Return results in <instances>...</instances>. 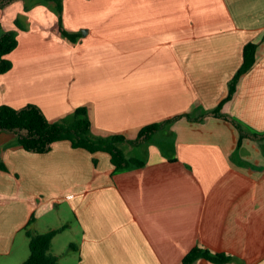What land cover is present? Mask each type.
<instances>
[{"label": "crops", "instance_id": "0c3cea01", "mask_svg": "<svg viewBox=\"0 0 264 264\" xmlns=\"http://www.w3.org/2000/svg\"><path fill=\"white\" fill-rule=\"evenodd\" d=\"M43 2L0 8L18 36L0 104L34 103L51 120L86 105L93 133L129 138L184 115L142 145L144 165L116 172L106 151L59 140L31 152L0 132V264L28 257L32 215L37 233L63 227L56 264H182L196 244L233 258L193 264H264V137L239 142L208 113L255 41L256 61L221 110L264 132V0H63V26L81 35L73 44L53 33L55 3Z\"/></svg>", "mask_w": 264, "mask_h": 264}, {"label": "trees", "instance_id": "16d2710c", "mask_svg": "<svg viewBox=\"0 0 264 264\" xmlns=\"http://www.w3.org/2000/svg\"><path fill=\"white\" fill-rule=\"evenodd\" d=\"M15 0H0V8ZM55 3L57 13L56 31L68 41L75 43L80 35L79 31H70L63 26L62 10L63 0H43ZM26 9L29 6H25ZM15 24L25 29L26 26L15 18ZM1 26V25H0ZM18 45V36L15 29L0 32V73L8 71L12 67V60L6 55ZM257 42L249 41L243 46V59L240 67L228 83V93L217 106L208 111L209 114L223 118L232 123L239 132V142L243 137L253 139L264 137V132L252 130L241 120L230 114L222 112L224 102L230 100L237 88L240 76L248 71L256 61ZM184 114H177L162 121H153L140 127L134 138L127 137L124 133H111L96 135L92 132L91 120L86 105H78L71 112L57 120L49 119L40 106L27 103L22 107H13L9 104H0V132H12L17 136L18 144L27 151L46 152L52 144L59 140H69L74 148H84L90 152L99 150L106 151L110 155V161L114 165L113 171H122L142 166L146 162L144 158L132 152H126L124 144L140 147L147 144L151 137L171 123L174 119ZM188 118L189 115H186ZM249 128V130L246 129ZM94 162L95 159H94ZM0 169L6 170V164L0 160ZM32 215L26 224V233L29 237V255L20 264H56L59 256L50 252L51 242L54 235L63 227L53 228L43 233L34 232L28 226L33 222ZM205 258L211 262L224 263L232 260V256L225 252H213L198 244L194 245L183 257L182 264H193L197 259Z\"/></svg>", "mask_w": 264, "mask_h": 264}, {"label": "rangeland", "instance_id": "374dc122", "mask_svg": "<svg viewBox=\"0 0 264 264\" xmlns=\"http://www.w3.org/2000/svg\"><path fill=\"white\" fill-rule=\"evenodd\" d=\"M43 1V0H42ZM46 1H44L43 2V5H45V6H47L48 7V2L47 3H45ZM6 16H10L8 13L6 14ZM16 17H18V14L17 15H15V17H14V19L12 20L13 21V23L15 22V18ZM20 17V21L23 23V25H25L26 26V28L24 29V30H27L28 29V24L25 22V18H24V16H19ZM25 22V23H24ZM16 25V24H15ZM16 27H18L17 25H16ZM11 28V27H10ZM19 28V27H18ZM3 30H5L2 26H0V32H2ZM16 30V29H15ZM17 31V30H16ZM53 33L54 34H56V35H58L59 37H61V38H63L64 40H66V41H68L66 38H64V37H62L61 35H60V33L58 32V31H56V27H55V29H53ZM68 42H70V41H68ZM70 43H72V42H70ZM73 44V43H72ZM95 134V133H94ZM96 135H102V134H96ZM124 149H125V151L126 152H132V153H134L136 150H137V152H138V156H140V157H143V156H145L146 155V153L144 152V151H142L144 148H143V146H140L139 147V149L137 148V147H133V146H131L130 144H128V143H126V144H124ZM68 219L70 220V221H72V218H70V217H68ZM73 224L75 225V222H73ZM33 229V228H32ZM33 231H34V229H33ZM34 232H36V231H34ZM72 238V235H70V234H67L66 235V237H65V239H67V240H69V239H71ZM69 247V245L67 246V248Z\"/></svg>", "mask_w": 264, "mask_h": 264}]
</instances>
